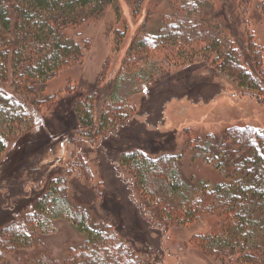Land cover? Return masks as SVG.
Masks as SVG:
<instances>
[{"label": "trees", "instance_id": "trees-1", "mask_svg": "<svg viewBox=\"0 0 264 264\" xmlns=\"http://www.w3.org/2000/svg\"><path fill=\"white\" fill-rule=\"evenodd\" d=\"M231 1L237 3L236 23L246 25L243 15L252 12L264 18V0ZM165 2L169 12L160 17L159 28L151 31L148 17L134 35L97 116L94 90L83 94L67 86L68 95L62 97L64 92H51L47 84L64 67L81 62L90 48L89 39L80 42L81 34L72 31L109 6L120 17L119 0H0V264H157L147 241L132 240L137 233L132 234L122 218L113 222L109 206L114 200L103 177L98 183L104 188L92 199L71 190L72 175L85 183L95 179L90 152L83 145L76 146L70 159L27 167L25 158L34 155L29 148L38 144V153L40 141L51 140L50 133L41 136L33 130L40 113L52 129L58 121L63 124L57 139L95 146L96 163L103 160L102 148L116 150L117 159L110 165L115 179H110L125 190L138 221L142 217L149 227H173V232L205 222L206 229L193 243L205 255L220 264H264V129L234 125L204 137L191 134L189 128L160 132L149 119L153 104L141 101L138 109L128 100L142 86L151 88L168 74L163 61L146 66L154 57L187 69L197 59L210 62L214 70L262 100L263 49L248 24L244 38L240 36L245 49L237 46L229 35L235 25L227 26L224 15L216 16L211 0ZM136 3L138 14L141 5ZM125 36L117 33V45ZM195 82L183 93L201 85ZM125 83L129 92L119 95ZM69 115L74 119L71 129ZM141 116L148 117L146 126L138 120ZM138 121L143 125L139 130ZM198 160L221 171L225 179L211 181L189 172ZM96 166V173L103 175ZM60 220L84 240L55 257L44 239Z\"/></svg>", "mask_w": 264, "mask_h": 264}, {"label": "rangeland", "instance_id": "rangeland-1", "mask_svg": "<svg viewBox=\"0 0 264 264\" xmlns=\"http://www.w3.org/2000/svg\"><path fill=\"white\" fill-rule=\"evenodd\" d=\"M138 1H140L141 9L138 14H135L134 9ZM165 1L119 0L120 17L109 6L101 16L86 21L76 30H73L74 34H81L78 37V41L82 42L84 39L91 41L90 48L85 51L81 62L60 70L48 82V90L56 93L64 92L67 86H75L83 94L94 90L97 97L96 115L99 116L101 108L105 104L110 92L113 77H115V73L119 70L125 52L134 35L142 23L147 21L148 17H151V31H156L159 28L160 17L169 12ZM211 3L215 8L216 16L217 13L221 15L220 18L224 15L227 26L232 25L234 27L235 25L234 31L229 29L231 33H228L237 46L242 48V50L245 49V44L242 42L245 39L241 40V38H244L243 34L248 24L247 30L251 31L254 41L262 47L264 56V18L252 12V14L243 15V18H247L246 25L242 22L238 24L234 21L237 17V3L231 0H211ZM124 32L126 36L123 43L117 45V33ZM241 35L242 37L240 38ZM176 49L178 48L176 47ZM157 50L159 51L157 52ZM157 50L156 56L160 55V49ZM176 51L174 52L175 54ZM245 55L243 59L247 61ZM164 60L154 57V60L148 61L147 65H145L151 67L155 65V62L163 61L165 71L168 74H162V77L159 76L161 80L151 88L145 89L142 86L137 93L131 94L128 97L130 104H136L138 109L141 101L146 100L150 101V105L153 104L152 115L149 119L152 124L157 123L159 125L160 132L168 133L176 131L177 133H182L185 128H189L191 134L204 137L209 133H221L227 127L234 125H249L264 129V99L261 100L245 92L246 90L239 87L233 78L223 72L214 70L210 62L197 59L195 60L197 62L193 66H187V69L185 66L183 68L175 67L173 61L168 62L169 60ZM108 63H110L109 66H106ZM247 65H251L250 60ZM104 69L106 70L104 71ZM102 76L104 80H101ZM195 81L201 83L197 89L194 87L195 93L192 94L194 91L192 87L188 93H183L184 89L190 83H196ZM126 87L127 83L123 84L119 95L126 96L128 94L129 91ZM66 95L68 94L64 92L60 93L59 96L64 97ZM168 97L170 100H168ZM44 115L40 113L36 117L33 130L41 136L44 135V132L50 133L52 141L50 140L46 143V141L41 140V145L39 144L40 151L38 153L35 152L39 150L38 144L36 147L29 148L34 152L31 158H29V155V159L25 158V161L27 160L26 165L28 164L27 167L30 170L36 164L53 163L55 159L60 157L64 160L70 159V155L72 151H75L76 146L83 145L85 150L90 152L87 158L91 161L94 174L96 175L92 183H85L81 177L72 175L70 178V181L72 180L70 186L72 191L78 194L84 193L81 194L84 198L92 199L94 194L99 193V191L101 192V189L104 188L100 187V183H98L99 177H103L102 181L106 187H109V194L114 200L109 206L113 222H116L118 218H122L124 226L131 229L132 234L137 233L131 237L132 240L147 241L150 244V253L157 264H220L213 256L205 255L199 247L193 244H197L195 236H199V233L206 229L205 222H193L173 232V227L168 231H165L161 227V230L149 227L142 220V217V222L138 221L136 218L138 214L134 206H128L127 204V198L124 195L125 190L118 185L116 186L115 180L112 181L110 179H115V172L110 165L112 164L113 167V163L117 159L116 150H112L111 152L108 148H102L99 151L103 155V160L100 161L102 165L99 162L96 163L95 159L98 149L93 148L95 146L87 142L80 144L79 141L75 145L60 138L57 139L59 131L64 128L63 124L61 125L60 121H58L52 129L50 124L44 123ZM48 117L53 118L51 115H48ZM54 117L58 118V116ZM146 117L141 116L137 118L146 126L145 122L148 119ZM68 118L70 119L68 127L71 129L74 127V119L70 115ZM139 121L137 122V130L142 129L143 126ZM51 130H56V132L52 133L50 132ZM143 132H140L141 135H143ZM178 140L182 141L180 136ZM134 144H138V141L136 140ZM28 161L30 162L28 163ZM96 165L102 168L103 175L96 173ZM189 172H194L200 178L211 181L225 179V175L221 171L214 169L211 165H206L201 160L194 161ZM124 174L127 175L128 172H124ZM36 175L34 173V176ZM0 185L2 186L3 183H0ZM97 197L101 199L98 195ZM55 223L44 241L49 250L52 251L53 256L56 257L64 254L68 246L78 245L84 240V236L63 220Z\"/></svg>", "mask_w": 264, "mask_h": 264}]
</instances>
